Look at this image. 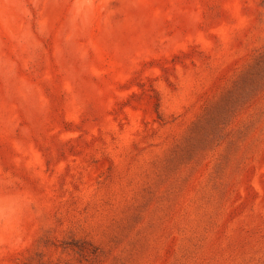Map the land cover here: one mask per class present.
I'll return each instance as SVG.
<instances>
[{
  "label": "rangeland",
  "instance_id": "obj_1",
  "mask_svg": "<svg viewBox=\"0 0 264 264\" xmlns=\"http://www.w3.org/2000/svg\"><path fill=\"white\" fill-rule=\"evenodd\" d=\"M0 264H264V0H0Z\"/></svg>",
  "mask_w": 264,
  "mask_h": 264
}]
</instances>
